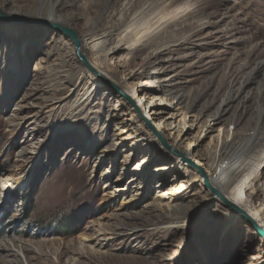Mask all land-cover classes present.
Returning a JSON list of instances; mask_svg holds the SVG:
<instances>
[{"label":"rangeland","instance_id":"rangeland-1","mask_svg":"<svg viewBox=\"0 0 264 264\" xmlns=\"http://www.w3.org/2000/svg\"><path fill=\"white\" fill-rule=\"evenodd\" d=\"M59 1L0 0L12 18L0 17L2 264H264V239L206 186L199 167L208 176V166L198 164L227 165L257 128L264 139V0ZM23 18L75 29L89 62L92 30L114 34L136 62L158 52L159 83L126 52L109 61L150 118L100 71L98 93L83 95L92 72L72 40ZM153 29L146 47L136 44ZM74 67L81 81L58 102ZM258 167L263 178L248 194L264 218V149ZM168 217L154 235L151 222Z\"/></svg>","mask_w":264,"mask_h":264},{"label":"bare ground","instance_id":"bare-ground-1","mask_svg":"<svg viewBox=\"0 0 264 264\" xmlns=\"http://www.w3.org/2000/svg\"><path fill=\"white\" fill-rule=\"evenodd\" d=\"M61 4L62 2L59 3V6H61ZM18 11L21 12V10H18ZM57 12H59V10ZM41 14H43V12L39 13V15ZM57 17L58 16L52 17V18L55 19ZM155 32H156L155 29L149 30L147 34L140 36L136 44H139L141 48L146 47L149 43L148 42L149 36L154 34ZM86 43L90 46L91 50H93L91 57L89 56V60L93 68L97 72L100 71L101 73H103L106 77L117 81V85L119 86V88L129 97V99H126L125 97L124 98L130 101L136 110L138 111L141 110L143 114H146L147 118L149 119L151 116L150 114L151 110H148V105L145 106L141 103V96L137 95V91L134 85L128 82L127 75L124 74L123 72H119L116 69H112L110 67L109 61H110L111 55L115 56L116 53L119 51L126 52L128 55V65L130 67H133V66L139 67L141 72H144L150 75L152 74L151 70H155L156 73L154 75V79L156 82L159 83L161 82L164 76L160 72V69L157 68V66L161 64V59L158 56V52H155L151 56H148L141 63L136 62L135 53H132L129 47H122L120 43L117 42V40H115L114 34L110 32L108 33L102 32L100 34H95V31L93 32L92 30V32L88 34V37H86ZM72 71L73 73L68 75V78L67 77L64 78L63 81L59 84L61 86V93H60V97H58L59 99L58 102L61 101V99H64L63 94H67L68 96L71 95V93L74 91V88L81 81V78L79 76V73H81L80 68L74 67ZM101 73L100 75H102ZM91 75L92 77L89 80L90 86H88V88L84 91V94H83V95H86L91 91L89 97L87 96L88 98L98 93V85L101 82L100 76L98 74L92 72ZM111 86L114 88L113 84ZM157 89L160 90L161 92L163 91L161 83L158 84ZM133 98H135L137 101H134ZM174 98H178L177 100L178 104H183L185 102V100L182 97H178L174 95ZM231 102L232 101H229V103H227L226 101L223 102L222 105H226V106L222 107V105H220L219 109L217 108L214 111L215 113L213 117L216 121L225 120L226 115L228 114V111L230 109L229 105H231ZM193 108L194 106L191 107V110ZM151 113H154V112L152 111ZM153 119L154 118H151L152 121ZM231 124L235 126L236 122L234 121ZM155 130L161 132L160 134L166 137V139H168L167 138L168 135L165 134L164 129L160 128V122L156 123ZM259 131H260V128H257L253 133H251L247 137V144L242 149L241 155L236 157L232 161H230L227 165L217 168V166L214 165L213 161H211V164L209 165L210 160L208 162L200 161L199 163L198 162L197 163L202 165L203 167L205 166L206 168L208 166V169H207L208 176L207 177L209 178L210 182L212 183L218 182V184H221L223 188L225 187V192L227 193V196L229 197V199L234 204H236L238 207L243 209L251 217V219H253L254 222L264 231V218L262 217V213L260 212V207H257L254 205V202L251 200V194L250 193L248 194L249 189L254 190V186H252V183L255 180L259 181L263 178V173H260L258 162L261 159V153L264 149V139L260 136ZM236 138H239V137L237 136ZM172 144L173 146H175V148L179 149L178 145L175 142H173ZM182 152L185 155H191L192 149L187 148V149L182 150ZM219 156L220 154L216 153V156L214 157V161L217 157L219 158ZM212 167L214 168L213 172H211L210 171L211 169H209ZM173 219L174 217H168L166 221H162V220L152 221L150 224L154 227L153 229H151L152 233L157 236L161 234L163 235L164 224L174 222ZM10 246L18 248L17 245L14 243V241L11 242ZM10 246L8 248H10ZM10 250L12 249L10 248ZM18 252L22 254L23 249L19 248ZM3 261H4L3 257L0 254V264H2ZM25 263L27 262L25 261Z\"/></svg>","mask_w":264,"mask_h":264},{"label":"water","instance_id":"water-1","mask_svg":"<svg viewBox=\"0 0 264 264\" xmlns=\"http://www.w3.org/2000/svg\"><path fill=\"white\" fill-rule=\"evenodd\" d=\"M0 17L7 20H12V18H8L2 11H0ZM18 22L27 23V22H34L40 25H48L53 29H56L57 31L64 34L66 37L70 38L75 46V52L78 58L82 61V63L92 72L100 75L99 72H97L91 63L88 61L87 57L82 53V42L81 38L78 34V32L68 26L60 25L58 23H45L36 19H29V18H23ZM101 76V75H100ZM114 88L126 99H129V97L117 86H114ZM199 171L201 172L202 176L205 179L206 186L221 200L223 203L228 206L230 209L235 211L236 213L240 214L242 218H244L247 223L257 232L259 236H261L264 239V231L254 222L253 219L240 207H238L236 204H234L222 191L219 189L213 187L210 183L209 178L207 177L205 171L199 167Z\"/></svg>","mask_w":264,"mask_h":264},{"label":"trees","instance_id":"trees-1","mask_svg":"<svg viewBox=\"0 0 264 264\" xmlns=\"http://www.w3.org/2000/svg\"><path fill=\"white\" fill-rule=\"evenodd\" d=\"M4 235V233L0 232V236Z\"/></svg>","mask_w":264,"mask_h":264}]
</instances>
